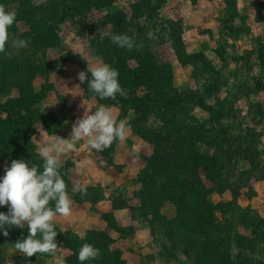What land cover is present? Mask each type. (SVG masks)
Here are the masks:
<instances>
[{"label":"rangeland","instance_id":"rangeland-1","mask_svg":"<svg viewBox=\"0 0 264 264\" xmlns=\"http://www.w3.org/2000/svg\"><path fill=\"white\" fill-rule=\"evenodd\" d=\"M89 13L88 17L100 26V31L135 36L138 42L141 35L150 31L148 19L158 17L155 20L164 25L155 32L158 39L150 44V52L162 67V83L157 81L159 88L151 91L141 87L137 104L129 109L127 117L122 107L112 106L114 116L128 126L125 142L115 141L104 151L96 152L80 141L73 152L61 155L60 172L73 204L71 215L57 216L54 223L62 231L71 230L81 238L91 231L107 235L111 240L110 250L126 264H206L196 258L193 238L177 225L175 206L157 199L150 202L143 197L148 193L152 160L162 150H168L162 148L158 153L130 124L144 117L145 125L158 128L163 125L166 112L179 117L174 131L182 135L187 128H212L209 124L213 120L212 109L221 113L222 124L233 125L238 134L246 137L254 133L262 150L264 0H117L110 8ZM121 16L130 25L118 28L117 32L113 25L102 23L109 17ZM80 22L81 19L76 22L69 19L60 26L61 44L50 48L45 59L56 64L51 71H41L30 81L21 80L2 94L5 104L19 98L22 92L43 95L33 107L49 119L31 123V149L19 156L40 165L41 170L39 145L54 143L56 136L70 138L72 124L99 106L95 98L86 96L78 73L87 71L88 65L106 63L101 54L103 50L107 52L109 48L112 58L116 57L115 51H124L116 48L110 39L100 38L98 30L93 33L86 30ZM30 31L28 22L18 21L11 37L19 38ZM132 51L139 52L135 48ZM130 65L135 68L138 63L133 60ZM160 95L168 97L166 104L157 102ZM138 107L142 108L141 117L137 114ZM191 132L194 129L188 131ZM133 148L139 153L138 158L132 156ZM200 148L204 151L208 147L201 145ZM101 160L106 165L102 166ZM6 164L10 166L11 162L0 160V178ZM247 169L249 165L240 163L236 173ZM76 182L86 186V195L73 191ZM206 184L211 186L209 182ZM211 200L214 204H228L234 197L229 190L223 195H214ZM236 206L240 209L226 220L217 215L225 228L227 220L235 223L236 233L233 232L230 246H224L223 253L234 263L264 264V180L252 178L250 188L241 190ZM0 209L8 207L0 206ZM244 210L248 211L252 224H260L259 238L253 236L252 224L246 226L240 220ZM61 254L65 264H69L71 251L60 249L57 256ZM17 256L14 246H9L6 264H13ZM54 260L51 256L46 264H54Z\"/></svg>","mask_w":264,"mask_h":264},{"label":"trees","instance_id":"trees-1","mask_svg":"<svg viewBox=\"0 0 264 264\" xmlns=\"http://www.w3.org/2000/svg\"><path fill=\"white\" fill-rule=\"evenodd\" d=\"M116 1L43 0L41 3L40 0H0V4L5 5L6 10L16 9L17 17L14 25L18 21H26L31 27L30 33H25L19 38L11 37L14 25L9 28L10 40L30 41L29 47L16 49L9 44L6 48L11 52V57L0 53V160L11 162L20 159L19 156L23 152L31 149V123L37 119H42L44 122L49 119L35 111L33 107L43 97L42 94L37 95L32 91L22 92L19 98L11 100L9 104L2 101V94L11 87L17 86L21 80L30 81L41 71L48 72L54 68L56 64L45 62L47 51L61 44L59 28L67 20L76 22L81 19L80 23L93 33L100 26L90 20L89 12L110 8ZM113 18L109 17L102 23L113 25L115 32L130 25L124 16ZM155 18L158 17H154L153 20L148 19L150 23L148 27L154 32H159L164 24ZM140 41H143V50L140 49L136 54H133L135 51L121 49L115 51L116 57L112 58L108 52L109 48L107 52L105 50L100 52L104 56V61L118 70L119 83L127 91L126 98L117 94L114 100H102L88 90L87 81L83 84L86 96L95 98L99 105L122 107L125 117L129 109L136 106L137 94L141 87L151 91L152 88H159L157 81L162 83L160 80L162 67L150 52V44L155 40L141 35ZM101 46L103 48V45ZM133 60L138 63L135 68L130 65ZM90 79L91 74L88 73V80ZM166 100L168 97L160 95L157 102L166 104ZM141 111L142 108L138 107L139 117L143 114L140 113ZM211 112L213 120L209 124L212 128L209 130L202 127L187 128L188 131L194 129V132L188 133L184 129L182 135L174 131V127L178 124L176 122L179 121V117L174 114L167 115L165 112L167 118L164 117L163 125L158 128L145 125L144 117L135 119V122L131 121L130 126L136 134L152 143L158 153L162 148L168 150L164 152L162 150V154L152 160L150 181L147 182L148 188H146L148 193H144L143 197L150 202L157 199L175 206L176 223L193 238L197 251L196 258L206 264H243L232 262L230 257L223 253L224 246H230L233 232L236 233L235 223L227 220L228 227L225 228L217 215H221L226 220L227 216L235 214L240 209L236 204L241 190L244 187L250 188V180L254 177L264 180V163H262L264 148L262 150L259 148L260 142L257 141L258 137L254 133L244 137L242 133L238 134L233 129V125L221 123V113L212 109ZM201 145H207L208 148L202 151ZM166 152L168 153L164 155ZM240 163L249 165V169L237 175L236 168ZM206 182L211 186H207ZM229 190L233 193L232 202L228 204L212 202L214 195H223ZM7 211L8 209H0V212L7 213ZM240 220L246 226H251L253 222L247 210L243 211ZM258 225L260 224L257 226L252 224L251 230L255 238L261 236ZM55 230L58 232L56 237L58 247L71 251L67 259L69 264H81L78 260V252L84 243L92 244L100 250L97 259L85 261L84 264H126L118 254L110 250L111 240L107 235L91 231L81 238L71 230L62 231L56 225ZM8 231L7 237L0 231V264H6V252L9 246H14L18 239L28 236L27 226L24 229L12 227ZM37 238H40L39 234ZM50 257L39 253L25 257L19 253L13 264H46Z\"/></svg>","mask_w":264,"mask_h":264},{"label":"clouds","instance_id":"clouds-1","mask_svg":"<svg viewBox=\"0 0 264 264\" xmlns=\"http://www.w3.org/2000/svg\"><path fill=\"white\" fill-rule=\"evenodd\" d=\"M42 3L43 0H40ZM17 13L6 10L0 4V53L11 57L6 46L21 49L29 47L30 41L11 39L9 28L16 22ZM100 38H108L120 48L129 51L143 48V41L137 42L135 36L115 34L110 30L100 31ZM150 40L158 37L150 30L146 33ZM88 73L91 79L88 80ZM119 72L110 65L97 62L80 71L78 79L100 99H115L117 94L127 97V91L119 83ZM128 136V126L125 121L118 120L113 114L112 106L101 104L93 112H85L72 124L70 138L56 136L55 142L41 144L38 147L39 156L43 160L41 166L24 159H14L10 166L4 168L0 178V206H7V213L0 212V231L7 237L9 228L24 229L27 226L28 236L14 243L15 250L25 257L35 254H47L55 258L54 264H65L64 256H57L58 247L55 230L57 216L68 217L72 212L73 201L69 196L67 184L60 172L62 167L61 155L74 151L76 143L85 141L96 152L109 148L115 141L125 142ZM34 137V136H33ZM132 156L138 158L139 153L132 149ZM101 165L106 161L101 160ZM73 191L87 194V188L80 182L73 185ZM39 234L40 238H37ZM100 256V250L92 244L84 243L78 252L81 264L95 260Z\"/></svg>","mask_w":264,"mask_h":264}]
</instances>
